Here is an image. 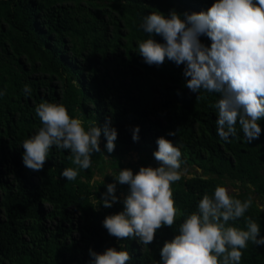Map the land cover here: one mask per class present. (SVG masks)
I'll use <instances>...</instances> for the list:
<instances>
[{
    "label": "trees",
    "instance_id": "trees-1",
    "mask_svg": "<svg viewBox=\"0 0 264 264\" xmlns=\"http://www.w3.org/2000/svg\"><path fill=\"white\" fill-rule=\"evenodd\" d=\"M216 0H0V264H89V250L103 253L125 246L127 264H159L165 242L179 234L187 215L197 211L205 192L217 185L236 187L230 193L253 198L245 216L260 225L264 237V119L262 133L250 144L239 124L231 142L217 134L218 93H192L185 86L184 65L165 60L148 65L138 42L148 38L141 27L152 12L167 15L207 11ZM159 43L165 41L154 36ZM200 40L211 45L207 36ZM28 85L31 94H24ZM63 103L87 129L107 120L118 138L112 153L101 135V153H93L91 167L79 169L70 150L50 149L41 171L27 168L22 143L42 126L35 107L41 102ZM139 126V140H133ZM176 132L175 136L168 135ZM179 147L182 166L200 168L198 175H182L172 184L178 215L172 227L163 226L154 241L119 240L103 227L104 219L124 210L130 186L116 189L118 202H100L107 185L94 181L105 155L116 171L133 173L159 167L154 157L157 139ZM129 156L135 161L123 162ZM77 168L68 181L65 168ZM107 174L106 176H108ZM251 186V187H249ZM246 230L244 218L235 222ZM240 264H264V245L251 241Z\"/></svg>",
    "mask_w": 264,
    "mask_h": 264
},
{
    "label": "clouds",
    "instance_id": "clouds-1",
    "mask_svg": "<svg viewBox=\"0 0 264 264\" xmlns=\"http://www.w3.org/2000/svg\"><path fill=\"white\" fill-rule=\"evenodd\" d=\"M141 27L148 38L138 42L137 53L146 64L161 66L167 59L184 65L185 86L199 94L197 99L202 90L220 95L214 107L221 140L231 142L229 138L237 136V123L249 144L259 139V121L264 119V0H216L207 11L191 14L175 9L167 15L156 11L144 17ZM157 35L165 42H157ZM201 36L211 40L210 47L201 42ZM23 91L29 96L30 86L25 85ZM35 112L42 126L22 143L23 162L31 170L43 169L53 146L70 150L72 163L89 169L93 153H101L102 133L107 152L115 150L118 132L110 120L103 128L92 124L86 129L63 103L46 101L36 105ZM139 131L137 126L134 141L139 140ZM168 135L175 136L176 132ZM156 143L154 157L159 167L142 166L135 174L125 168L111 174L119 184L130 186L123 200L124 210L103 221L109 235L119 240L135 238L144 245L151 244L159 229L172 227L176 217L184 215L176 206L172 189L186 171L181 170V150L165 137ZM61 176L74 181L78 170L65 168ZM118 200L116 184H108L100 202L110 208ZM252 204L251 196L235 198L223 185H217L212 195L205 192L197 211L180 224L179 234L165 242L159 264H240L249 241L264 245L260 225L245 216ZM240 218H244L246 230L229 223ZM89 253V264H127L132 259L123 244L120 250L110 247L103 253L92 249Z\"/></svg>",
    "mask_w": 264,
    "mask_h": 264
},
{
    "label": "rangeland",
    "instance_id": "rangeland-1",
    "mask_svg": "<svg viewBox=\"0 0 264 264\" xmlns=\"http://www.w3.org/2000/svg\"><path fill=\"white\" fill-rule=\"evenodd\" d=\"M108 158L109 155H105ZM138 158L135 157H131L129 156L128 158H126L123 162H128V161H135ZM186 169V171H184ZM182 171H184V174L187 176H192V175H198L202 172V170L200 168L194 167V166H190L188 164H185L184 166H182ZM112 173H117L118 171H116V168H114L110 162L108 161V159H105V163H104V168L102 172H98L97 175L95 176V179L93 182L98 181L100 183H104L105 185H108L110 183H115L116 184V189L120 188V184L115 180L114 176L111 175ZM107 174H109L108 176H106ZM183 174V175H184ZM227 184V188L229 190H235L236 187L234 185H232V183L230 181H226ZM117 191V190H116ZM258 204L259 206H264V201L263 200H258Z\"/></svg>",
    "mask_w": 264,
    "mask_h": 264
}]
</instances>
